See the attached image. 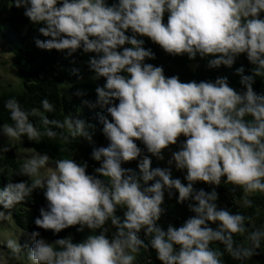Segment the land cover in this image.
I'll use <instances>...</instances> for the list:
<instances>
[{"label": "clouds", "instance_id": "1", "mask_svg": "<svg viewBox=\"0 0 264 264\" xmlns=\"http://www.w3.org/2000/svg\"><path fill=\"white\" fill-rule=\"evenodd\" d=\"M13 4L24 8L31 23L43 25L38 31L48 39H37L38 48L66 51L68 56L78 50L95 54L89 61L92 79L103 77L105 83L96 87L91 106L105 109L99 123L109 141L91 152V159L99 162L95 174L87 172V161L71 158L57 160L53 171L40 175L52 159L44 153L27 158L16 172L28 180H9L0 189L4 210L44 189L47 208L41 207L35 218L38 228L54 235L70 227L89 230L79 242L71 234L49 242L39 231L30 234L31 246L6 239L3 244L13 256L22 247L31 264H135L141 248L154 250L161 264H224L225 252L241 262L258 255L264 228L250 230V217L220 208L217 188L222 181L233 185V191L242 188L245 207L252 206L251 194L264 193V94L253 87L255 78L264 76V0H13ZM142 37L172 56L210 57L208 68L232 67L245 54L252 72L246 75L243 66L236 68L239 91L227 77L182 82L178 75L166 76L163 66L145 62L156 56L144 47ZM41 104L44 112L54 111L47 98ZM4 107L13 123L0 125V134L9 140L27 137L39 142L41 136L59 135L66 141L82 136L91 141L88 129L95 126L82 119L49 118L35 108L25 110L15 98ZM30 116L38 117L42 128ZM136 141L161 161L163 150L178 143L179 149L167 160L168 167L153 168ZM11 146L0 145V154ZM134 160L139 174L122 166ZM173 164L186 170V184L173 178ZM197 182L211 190L195 188ZM173 190L178 192L177 203L187 202L194 215L165 230L158 222L166 213L165 192L171 198ZM10 215L0 210V221ZM237 235L247 243H237ZM213 242L224 250L212 248Z\"/></svg>", "mask_w": 264, "mask_h": 264}, {"label": "trees", "instance_id": "2", "mask_svg": "<svg viewBox=\"0 0 264 264\" xmlns=\"http://www.w3.org/2000/svg\"><path fill=\"white\" fill-rule=\"evenodd\" d=\"M113 0H108L112 3ZM24 8H17L13 4V0H0V39H5L12 47V65L23 76V82L26 91L21 94L14 92L0 90V125L3 123L12 124L10 114L4 107L5 102L10 98H15L20 105L27 111L33 108L49 118H55L63 121L65 118L72 116L79 118L92 124L95 127L89 128L91 134V141L85 137H78L75 140H64L61 136L49 138L46 135L41 136L39 142L29 141L27 137L23 138V145L25 147L33 148L39 153H47L52 160L56 162L60 159H75L78 163L88 162L87 172L95 174L94 169L99 166V162L91 159V152L93 148L100 147L102 144L108 145L109 141L103 135L101 129L102 125L99 123V116L106 114L105 109L100 106L92 107L95 103L97 94L95 89L97 86H102L105 83L103 77L99 79H92L94 72L90 69L89 61L95 55L94 53H84L78 50L76 53L68 56L66 51H57L40 49L36 46L37 39L45 41L48 37L43 36L38 28L43 26L38 24L36 26L29 25V19L24 16ZM167 17L165 16V22ZM130 34V33H128ZM145 40L144 47L151 48L155 53V59H146V63H152L155 66H163L166 76L178 75L182 82H189L195 80L200 82L214 81L217 77H227L229 85L236 90H241L242 86L239 83L240 76L236 73V68L244 67L246 75L251 74L253 65L249 63L245 54L238 56L232 67L221 65L218 68H208L207 62L210 57L201 58L199 55L195 59H189L185 54L183 56H172L167 54L158 44L153 43L148 37H142ZM128 46V45H126ZM78 70L74 72L73 70ZM78 77H82L79 79ZM68 81L70 83L71 98H67L61 92L60 83ZM257 93L264 94V76H257L253 85ZM78 91H82L83 95H76ZM47 98L50 103L54 105V111L51 113L44 112L42 108V99ZM87 102V103H86ZM81 114L79 117L78 115ZM110 118V117H109ZM250 119V117H246ZM30 120L41 127L38 117H31ZM58 133L62 130L54 129ZM67 134V129L63 130ZM185 138L180 137L182 142ZM138 146L144 150L146 155L150 156L152 167H168L165 150L163 155L165 160L161 161L158 158L151 156L142 142L136 141ZM173 147L179 148L177 145ZM24 162L19 160L16 156V147H11V150L0 155V189H3L9 180L12 182H19L28 180V177L17 175L16 172ZM55 164V163H54ZM123 167H130L139 174L138 161L124 163ZM186 170H178L172 176L173 178H180L182 183H187L184 180ZM102 178V177H101ZM31 181L29 180V183ZM149 183H152L151 181ZM195 188H204L210 191V185L204 182H197ZM226 184L222 181L217 188L219 193L218 206L226 208L232 212H240L241 214L250 217V230L255 228H264V193L251 194L248 198L252 200L251 207L243 206L244 192L242 188H236ZM174 194L169 198L168 193L165 192L167 205L164 207L166 213L158 222L165 230L169 224L180 226L190 216L194 215L189 211L187 202L184 204L177 203L178 192L173 190ZM44 189L35 190L31 196L25 201L20 202L19 208L15 211L13 217L14 221L21 228L26 229L30 234L33 231H39L41 237L48 239V234L53 233L51 230H44L38 228L34 221L40 215V208H47V200L43 195ZM2 208L3 206L0 205ZM215 227V225H211ZM78 227V226H77ZM89 233L88 229L84 232H77L76 227H70L62 230L59 234H53L50 241L58 238H63L72 235L74 242H79ZM246 235V234H245ZM234 239L237 243H247L244 237L239 235ZM147 243V241L145 240ZM214 249L224 250V246L219 242H213L211 245ZM258 255H254L250 261L241 262L230 257L226 252L222 260L224 264H264V243L261 249L257 250ZM135 264H161L156 259L154 250L141 248L136 254Z\"/></svg>", "mask_w": 264, "mask_h": 264}, {"label": "rangeland", "instance_id": "3", "mask_svg": "<svg viewBox=\"0 0 264 264\" xmlns=\"http://www.w3.org/2000/svg\"><path fill=\"white\" fill-rule=\"evenodd\" d=\"M29 25L36 26L38 24H33L29 21ZM12 47L10 43H8L5 39H0V90L1 91H8V92H14L17 94L24 93L26 91V87L23 82V76L20 74V72L11 64L12 63ZM61 92L64 96L67 98H71L70 94V83L68 81H64L60 83ZM79 117L81 114L78 115ZM11 144V147H16V156L19 160L26 162L27 158H29L32 155H41L43 153H39L33 148L25 147L23 145V138L21 141L12 139L9 140V138L3 134H0V145H9ZM102 146H106L105 144H102ZM178 147L170 146V149L165 150L166 158L167 160L171 158L172 152L177 151ZM4 154V153H3ZM0 154V155H3ZM54 161L51 159L49 162V165L41 170L40 175H44L47 172L54 170ZM169 166V165H168ZM172 167V175L177 172L178 170L175 168L174 164ZM167 205V200L165 198L164 204L162 205L165 207ZM17 208H19V205H16L11 210H4L3 207H0V210L11 212L10 218L8 220L0 221V264H31V262L27 258V248L22 247V251L18 256H13L11 251L7 249L6 245L3 244V242L6 239H16L18 243L21 244V246L28 244L31 246V240H30V233L24 229L21 228L16 224L14 221V213L17 211ZM122 215V212L119 213ZM109 227L111 231H114V228H111V224L109 222ZM53 235V233L48 234L47 241H50V237Z\"/></svg>", "mask_w": 264, "mask_h": 264}, {"label": "built area", "instance_id": "4", "mask_svg": "<svg viewBox=\"0 0 264 264\" xmlns=\"http://www.w3.org/2000/svg\"><path fill=\"white\" fill-rule=\"evenodd\" d=\"M142 235H143V233H142ZM148 239H149V238L145 237V240H146L147 242H148Z\"/></svg>", "mask_w": 264, "mask_h": 264}]
</instances>
